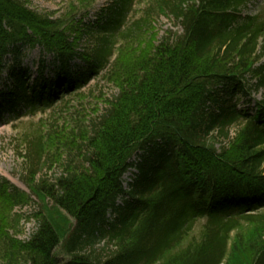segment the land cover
Wrapping results in <instances>:
<instances>
[{"label":"trees","instance_id":"obj_1","mask_svg":"<svg viewBox=\"0 0 264 264\" xmlns=\"http://www.w3.org/2000/svg\"><path fill=\"white\" fill-rule=\"evenodd\" d=\"M258 1L150 0L122 30L133 0H114L94 23L76 14L63 22L26 0H0V77L8 66L14 86L1 96L9 101L6 111L23 105L35 112L36 102L83 87L102 71L118 89L85 127L67 132L53 123L27 141L28 185L41 205L26 240L8 234L9 212L0 211L4 264H264V100L254 115L236 108L239 93L264 87V1ZM256 2V12L242 15ZM154 12L181 31L148 38ZM86 35L90 45L82 49ZM37 45L53 54V76L38 79L26 95L19 66L23 48ZM56 143L64 155L51 152ZM71 149L80 151L81 163L66 162L52 182L35 180ZM138 150L129 198L116 206L121 176ZM29 201L0 182L4 207ZM111 209L118 218L107 226ZM204 214L206 222L192 233Z\"/></svg>","mask_w":264,"mask_h":264},{"label":"rangeland","instance_id":"obj_2","mask_svg":"<svg viewBox=\"0 0 264 264\" xmlns=\"http://www.w3.org/2000/svg\"><path fill=\"white\" fill-rule=\"evenodd\" d=\"M30 8L36 10L38 13L50 14L63 22L70 20V17L76 14V17H84L87 23H94L98 20L100 13L103 9H107L113 4L114 0H26ZM262 2V0H259ZM264 1V0H263ZM150 0H133L131 9L129 10L126 18V28L135 20L140 19L144 14ZM257 7L250 6L246 13H254ZM104 15V14H103ZM152 26L147 33L149 38L151 33L157 35V40H160L168 34V31H181L179 24L170 19L164 14L156 12L151 13ZM122 29V30H126ZM91 41L90 36H83L80 41V46H87ZM119 42V40H116ZM131 44V43H130ZM123 46L124 52L128 51V46ZM90 45V44H89ZM124 45V44H123ZM135 47H139V43H133ZM41 51L39 48H34L26 51V59L23 65L28 64L32 69H37L38 55ZM35 60L34 63H31ZM264 62V58H263ZM105 74H99L93 78L86 86L65 96L62 102L55 104V110L46 111L44 114H38L34 117L21 116L10 123L0 124V181L2 179L8 180L10 183L18 186L21 190L29 192L25 181L30 179L28 174L27 164L24 158L27 148V141L29 138L34 137L42 132L46 126L53 123H58L61 127L65 126L67 132L70 129L76 130V125L85 127L89 124L90 120L98 116L107 106L106 101L112 99L118 94L117 87L103 77ZM255 80H252L254 83ZM1 88V86H0ZM254 98L255 100L264 99V88L255 89L250 96L246 99ZM1 122V121H0ZM88 122V124H87ZM44 126V128H43ZM90 126V125H89ZM235 128L232 129L234 132ZM55 147L50 150L57 155H64V148L60 143H56ZM83 149L81 152H83ZM78 150L71 149L69 157L65 156L62 161L56 162L51 167L46 166L41 173L35 176V180L45 178L52 182L55 177L63 173L67 167L66 162L70 164L81 162V155L75 154ZM54 159V158H53ZM30 193V192H29ZM4 204L0 202V208ZM37 210V199L32 196V201L28 203H18L13 208L7 206L0 211H6L8 225V234L19 239L26 240L30 237L37 225L36 219L33 215ZM4 240L0 243V250L4 247ZM101 247V246H99ZM3 256V254H2ZM67 259L66 256L63 257ZM6 259L1 257L0 264H4Z\"/></svg>","mask_w":264,"mask_h":264}]
</instances>
